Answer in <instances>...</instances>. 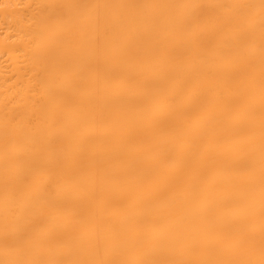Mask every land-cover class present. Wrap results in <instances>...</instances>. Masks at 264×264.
I'll return each instance as SVG.
<instances>
[{
	"label": "bare ground",
	"instance_id": "obj_1",
	"mask_svg": "<svg viewBox=\"0 0 264 264\" xmlns=\"http://www.w3.org/2000/svg\"><path fill=\"white\" fill-rule=\"evenodd\" d=\"M0 264H264V0H0Z\"/></svg>",
	"mask_w": 264,
	"mask_h": 264
}]
</instances>
